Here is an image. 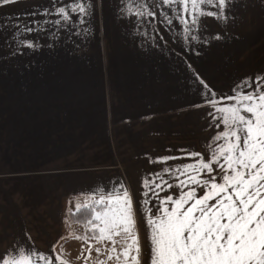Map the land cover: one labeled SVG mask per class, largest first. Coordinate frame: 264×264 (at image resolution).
Returning <instances> with one entry per match:
<instances>
[{"label": "crops", "instance_id": "0c3cea01", "mask_svg": "<svg viewBox=\"0 0 264 264\" xmlns=\"http://www.w3.org/2000/svg\"><path fill=\"white\" fill-rule=\"evenodd\" d=\"M86 2L94 8L72 41L64 32L48 47L46 34L29 33L30 39H39L44 46L25 48L24 55L10 57L4 40L11 30L0 31V253L14 240L31 237L36 249L52 250L65 264L97 260L115 264V255L107 260V243L92 241L89 255L87 241L80 239L91 237L87 224L70 219L78 212L75 205L85 203L97 187L114 183H123L134 199H143L144 179L152 180L149 173L191 162L181 149L195 150L192 143H183L195 132L180 119L194 115L189 106L201 97L190 83L194 71L225 93L230 89L219 88L215 58L222 60L223 72L231 65L240 73L232 71L231 79L224 74V84L257 75H242L244 61L255 62L242 56V45H225L227 38L239 37L240 44L260 38L252 43L260 44L263 51L264 28H255L254 13L259 6L264 14V0H238L229 13L228 30L202 26V34L209 37L216 32L224 35L210 39L207 46L195 44L202 46L200 71L194 63L197 54L184 50L187 44L168 39L166 46L161 42L160 48L142 49L137 31L119 17L121 0ZM50 3L17 0L0 5V24L5 17ZM259 62L264 66L263 57ZM164 155L181 159L155 161ZM144 215L146 211L136 215L134 229L142 245ZM117 240L119 247L121 238ZM96 247L101 249L99 257Z\"/></svg>", "mask_w": 264, "mask_h": 264}, {"label": "snow or ice", "instance_id": "6c2138e0", "mask_svg": "<svg viewBox=\"0 0 264 264\" xmlns=\"http://www.w3.org/2000/svg\"><path fill=\"white\" fill-rule=\"evenodd\" d=\"M15 2L0 0V5ZM236 3L238 0H121L118 12L139 34L142 49L160 48L161 42L166 46L171 39L187 44L185 51L199 55L196 43L207 46L210 39L224 35L202 34V18L227 21ZM93 8L86 0H51L48 6L5 17L0 31L11 30L4 40L8 55H24L25 48L43 47L39 39L28 37L33 32L46 34L48 47L64 32L72 41ZM193 76L190 83L201 102L189 107L206 105L202 118L207 128L215 130L209 133L206 147L202 151L181 149L191 162L149 173L152 180L144 179L143 199H134L123 183L90 191L85 203L75 205L76 211H90L86 224L91 237L80 238L87 241L89 255L95 241L107 243V260L115 255V264H264V75L238 79L228 93L215 89L199 72L194 71ZM170 159L181 157H155L159 163ZM145 211L142 245L140 233L134 229L136 215ZM117 237L121 238L119 247ZM30 240L25 237L9 244L0 253V264H65L59 254L36 249ZM95 251L98 257L102 255L99 247Z\"/></svg>", "mask_w": 264, "mask_h": 264}, {"label": "rangeland", "instance_id": "374dc122", "mask_svg": "<svg viewBox=\"0 0 264 264\" xmlns=\"http://www.w3.org/2000/svg\"><path fill=\"white\" fill-rule=\"evenodd\" d=\"M241 8H243V11H244L245 7L242 6ZM262 13H263V11H261L260 7L258 6V12L254 13V15H255L254 19H255V22H256L254 24H255V28H257V29H259V28L263 29L264 28V27L261 26V25L264 24L263 22H261L262 17L264 18V14H262ZM202 20L207 21V23H201V25H200L201 29H202V26H203V27H206V28H212V29H216L218 31H222V30L230 29V26H231V24L228 25L230 23L229 21H221V20L217 21V20H215V19H213L211 17H207V16H205V18H203ZM258 40H261V39L258 38L256 40L248 41L247 42L248 44L247 43H241L240 44V38L239 37L238 38H236V37L235 38H227V43H226L225 46L234 47V45H237L239 43V45H242V47H243L242 56L246 55L245 57L248 56L250 60L255 61L254 63L251 62V65H250V61H247V63H246V61H244V64L242 65V75L243 76H247L250 73H253V74L255 73L257 75L258 74L259 75H264V69L261 68V67H264V66H262V64L259 62V61H261L262 57L264 58V48H262L263 51H260L261 49L260 50L258 49L260 44H256L255 45V43H252L254 41L258 42ZM214 41H217V39H214ZM229 41H231V43ZM221 45H222V43L220 44V46ZM200 46L201 45H196V47L198 49L200 48ZM216 46H219V44L218 43H213V47H216ZM201 48H202V46H201ZM200 57L201 56L196 55V58L194 60L195 67H196L197 71L199 69V62H201L200 61V59H201ZM214 62H215V65L218 66V70H217L218 73H216V77H218V79H219V84H220L219 88H221V89H223V88L230 89V86L232 85V82L228 80V82L226 84H224V82L222 81L223 80L222 79L223 75L226 74L227 78L231 79V77L234 76V75H231L232 71L235 70L236 75L240 74L239 71L236 68L228 67V66H231V65H228V66L225 67L226 71L223 72V67L224 66L221 65L222 60H220V59L218 60L217 58H215ZM207 65H208V63H207ZM199 71H200V69H199ZM217 84H218V81H217ZM200 102H201V97L200 98H196L195 103H200ZM221 103H228V101H222ZM206 108H207L206 105H204V106H202L200 108H194V115L192 117H190L189 119H184V118L180 119V121L182 122L181 124L183 126H185L186 128L190 127V128L194 129L195 135H192V136L189 135L188 138L184 137L183 138V143H184V145L188 144L189 146H191L193 144L195 146V151L204 150V148L206 147V141L209 138V133L215 131L214 129L207 128L206 122L202 118V113L205 112ZM181 124H180V126H181ZM183 135L184 134L180 135V137L183 136ZM197 135H199V136H197ZM190 143H192V144H190ZM201 144H204V146L201 145ZM199 147H202V148H199ZM189 161H190V159H189Z\"/></svg>", "mask_w": 264, "mask_h": 264}, {"label": "trees", "instance_id": "16d2710c", "mask_svg": "<svg viewBox=\"0 0 264 264\" xmlns=\"http://www.w3.org/2000/svg\"><path fill=\"white\" fill-rule=\"evenodd\" d=\"M90 218V211L88 209H82L70 216L72 222L86 223V220Z\"/></svg>", "mask_w": 264, "mask_h": 264}]
</instances>
